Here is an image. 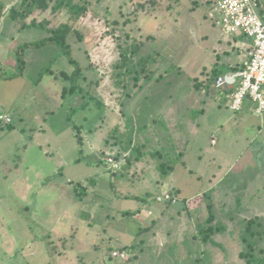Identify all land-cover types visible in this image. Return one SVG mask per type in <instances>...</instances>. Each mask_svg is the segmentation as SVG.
<instances>
[{
	"label": "rangeland",
	"instance_id": "374dc122",
	"mask_svg": "<svg viewBox=\"0 0 264 264\" xmlns=\"http://www.w3.org/2000/svg\"><path fill=\"white\" fill-rule=\"evenodd\" d=\"M18 1L0 0L3 71L62 24L81 71L70 91L61 73L73 67L51 46L25 52L22 77L0 79L12 120L0 127V264H246L251 219L264 255V112H233L205 87L217 58L223 71L231 52L242 59L247 37L221 31L211 0H71L86 8L79 18L47 0L14 20ZM31 22L43 26L19 29ZM175 160L162 179L156 166ZM210 214L213 245L196 235Z\"/></svg>",
	"mask_w": 264,
	"mask_h": 264
},
{
	"label": "built area",
	"instance_id": "2783aa9c",
	"mask_svg": "<svg viewBox=\"0 0 264 264\" xmlns=\"http://www.w3.org/2000/svg\"><path fill=\"white\" fill-rule=\"evenodd\" d=\"M211 16L221 31L229 36H245L249 40L246 59L241 70L218 76L214 90L225 92L228 107L239 113L244 104H254L256 115L264 112V14L260 0H211ZM11 119L0 115V127H7ZM113 168L111 159L107 160ZM169 201L171 195L162 197ZM160 202L161 198H157ZM112 258L124 260V250H115Z\"/></svg>",
	"mask_w": 264,
	"mask_h": 264
},
{
	"label": "trees",
	"instance_id": "16d2710c",
	"mask_svg": "<svg viewBox=\"0 0 264 264\" xmlns=\"http://www.w3.org/2000/svg\"><path fill=\"white\" fill-rule=\"evenodd\" d=\"M262 4H264V0H260ZM67 5L69 8L72 9L75 17H81L85 15L86 8L84 7H79L77 5L72 4L71 0H57L56 3L53 5L52 9L57 11ZM17 7L23 8L22 14H18L16 12L15 14H11V18L16 20L17 18H26L29 17L30 14L33 12L34 9L39 8L42 10H45L48 8L47 0H33L32 2L29 3L27 0H19L17 3ZM16 8H11L10 11L14 12ZM7 10L0 4V20L7 14ZM261 13L264 14V5L262 6ZM43 26V23H35L31 22L29 24L22 23L19 29H25V28H41ZM72 31V28L68 24H62L59 27H57L54 30H48L49 35L47 37H44L41 40L38 41H31V42H25L22 45L18 46L15 51V62H16V69L14 72H4L3 67L0 65V79H5V80H13L18 77H22L24 75V70H25V57L24 54L26 51L29 50H39L45 47H51L54 46L57 48L58 52L55 57V61L62 56L66 57L68 59L69 64L73 67V71L70 73H61L62 77L70 80L71 82V90L75 89L77 87V81L79 79L80 75V67L79 64L71 57V51H70V46L66 43V39L70 32ZM111 35V33H109ZM54 61V62H55ZM52 62V63H54ZM51 63L46 65L44 67L39 75L38 78L34 81L33 84H38L41 81V78L44 74L51 72L49 68H51ZM216 65H214L211 69V72L208 73L207 76V84L205 87L209 88L211 86V83L213 85L214 80L217 79L219 74L221 73L217 68H215ZM242 69V68H241ZM240 69V70H241ZM66 91H64L65 94ZM74 127V126H72ZM78 140V144L81 145L80 139ZM152 157H157L159 154L155 152L154 154L151 155ZM177 161H173L171 164H164L160 163L156 166V168L159 171L160 177L163 179L166 176L169 175V173L172 171L173 164H175ZM133 216V214H131ZM213 218V214L209 215V218L207 219V222L209 224H203V223H198L196 225V230L197 233L196 235L198 236L199 240L201 241L202 244H207L211 243L212 245L215 244L211 238V235L215 234L216 231H219L220 228H212L211 226V220ZM258 225L256 220H249L246 223L245 231H244V236L242 238L243 243L246 245V250L240 252L239 257L245 261L246 264H264V255L259 256L257 252H259L258 247L259 243L261 241L263 231H255L254 226ZM253 228V229H252Z\"/></svg>",
	"mask_w": 264,
	"mask_h": 264
},
{
	"label": "crops",
	"instance_id": "0c3cea01",
	"mask_svg": "<svg viewBox=\"0 0 264 264\" xmlns=\"http://www.w3.org/2000/svg\"><path fill=\"white\" fill-rule=\"evenodd\" d=\"M234 39H236L235 37H233L232 38V40L234 41ZM229 43H231V42H229ZM248 45H249V40L248 41H245V42H243L242 44H241V47H242V49L241 50H239V51H237L236 53H240L241 55H242V59L241 60H236V57H235V54H233V52H231V54L233 55V61H231V63H225V62H221V64H223V65H225V64H228V65H225V66H228L227 68V70L226 71H223L222 69H220L219 68V60H218V58L216 59L217 60V63H214V64H212V67L214 66V65H216V67L215 68H217L221 73L219 74L220 76L221 75H224V74H227V73H231V72H236V71H239L242 67H243V63H244V61H245V59H246V50H247V48H248ZM232 47V50H234V48H237L238 49V45L236 46V45H232L231 46ZM235 53V52H234ZM230 55V54H229ZM0 64H1V62H0ZM14 80V79H13ZM40 83V82H39ZM38 83V84H39ZM37 84V85H38ZM9 117V116H8ZM11 119V118H10ZM11 123H12V120H11ZM12 127V126H11ZM259 128H261V126L259 127ZM262 129V128H261ZM91 184H94V182L92 181V183ZM164 192H167V190L166 189H162V193H164ZM149 214V213H148ZM133 217H134V215H133ZM64 261V264H69L68 262H66L65 260H63ZM71 264V263H70Z\"/></svg>",
	"mask_w": 264,
	"mask_h": 264
},
{
	"label": "clouds",
	"instance_id": "9594fccd",
	"mask_svg": "<svg viewBox=\"0 0 264 264\" xmlns=\"http://www.w3.org/2000/svg\"><path fill=\"white\" fill-rule=\"evenodd\" d=\"M115 251V250H114Z\"/></svg>",
	"mask_w": 264,
	"mask_h": 264
}]
</instances>
